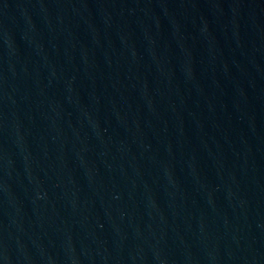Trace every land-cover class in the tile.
I'll return each mask as SVG.
<instances>
[{
    "label": "water",
    "instance_id": "water-1",
    "mask_svg": "<svg viewBox=\"0 0 264 264\" xmlns=\"http://www.w3.org/2000/svg\"><path fill=\"white\" fill-rule=\"evenodd\" d=\"M0 264H264V0H41L0 92Z\"/></svg>",
    "mask_w": 264,
    "mask_h": 264
}]
</instances>
